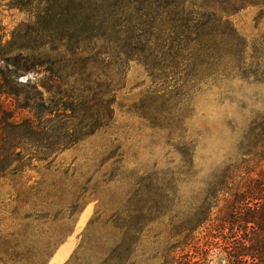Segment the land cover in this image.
Returning a JSON list of instances; mask_svg holds the SVG:
<instances>
[{
	"label": "rangeland",
	"instance_id": "1",
	"mask_svg": "<svg viewBox=\"0 0 264 264\" xmlns=\"http://www.w3.org/2000/svg\"><path fill=\"white\" fill-rule=\"evenodd\" d=\"M218 14L244 43L246 60L262 53L264 7L247 4ZM30 22V15L0 0L1 45ZM39 53L63 70L64 90L84 91L82 80L88 75L94 89L107 79L111 113L103 122L106 127L87 135L89 130L78 131V122L45 114L33 118L42 130L23 134L20 146L9 150L0 145V264H232L216 230L230 197L204 200L207 183L212 185L225 170L226 158L238 152L242 130L264 117V79L233 75L201 87L184 125L186 137L196 142L194 166L182 170L175 147L166 145V133L151 128L135 108L152 88L141 64L100 67L90 57H72L63 47L48 46V39ZM17 56L24 58L26 53L6 54L3 60L22 66ZM8 65L0 61L7 83L2 78L0 82L15 87ZM102 71L106 76L97 79ZM46 77L39 68L21 72L18 81L35 84L48 99L52 86ZM20 115L32 117L27 112ZM229 122L237 126L236 132H231ZM10 140L16 141L13 135L7 143ZM247 153L245 149L242 154ZM182 173L187 177L180 179ZM163 189L166 195L159 192ZM208 205L210 223L185 242L177 228ZM62 249L66 254L57 262Z\"/></svg>",
	"mask_w": 264,
	"mask_h": 264
},
{
	"label": "trees",
	"instance_id": "2",
	"mask_svg": "<svg viewBox=\"0 0 264 264\" xmlns=\"http://www.w3.org/2000/svg\"><path fill=\"white\" fill-rule=\"evenodd\" d=\"M2 2L33 20L15 29L5 45L0 44V61L7 65V59L3 60L6 54L26 53L24 58L15 57L22 61V66L8 65L12 67L8 72L10 84L15 87L0 82V98L4 99L0 100V145H7L9 150L22 144L23 134L40 132L42 129L33 118L45 114L56 120L78 122L79 132L89 130L85 135L107 126L103 122L111 113L112 104L108 80L95 84L94 89L89 86L94 84L90 76L82 75V83L87 85L84 91L75 94L73 88L62 89L63 70L60 71L57 62L39 53L44 39H48V46L63 47L72 57H90L100 67L141 64L152 80V88L135 108L151 128L166 133V145L175 147L182 170L194 166L196 142L186 137L184 125L193 109L191 102L201 87L233 75L264 79V50L246 60L244 43L236 37L228 21L218 16V12H234L247 4L264 7V0ZM4 49H7L5 55ZM39 68L48 73L45 81L52 86L48 89V99H44L35 84L18 81L21 72ZM101 74L105 75L104 71L96 78L101 79ZM0 78L7 83L3 74ZM22 112L32 117L23 118ZM228 125L232 133L236 132L234 123ZM10 135L16 141L7 143ZM170 142L175 144L169 145ZM236 149L238 152L224 161L225 170L216 175L212 185L207 183L210 189L204 202L221 195L230 197L227 212L216 230L232 264H264V117L252 120L242 130ZM245 149L248 153L242 154ZM246 155L248 160H244ZM179 177L184 179L187 175L182 173ZM159 192L168 193L164 189ZM208 207H201L203 212L177 228L178 236L185 234V242L189 241L188 235L210 223L211 207ZM184 241L180 244L184 245Z\"/></svg>",
	"mask_w": 264,
	"mask_h": 264
},
{
	"label": "bare ground",
	"instance_id": "3",
	"mask_svg": "<svg viewBox=\"0 0 264 264\" xmlns=\"http://www.w3.org/2000/svg\"><path fill=\"white\" fill-rule=\"evenodd\" d=\"M65 254H66V250L62 249L60 254L56 257L55 261H57V262L61 261Z\"/></svg>",
	"mask_w": 264,
	"mask_h": 264
}]
</instances>
